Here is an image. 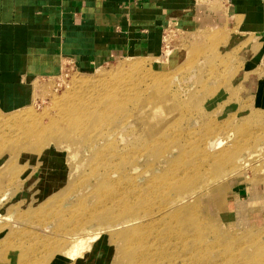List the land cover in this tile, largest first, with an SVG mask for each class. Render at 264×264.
Segmentation results:
<instances>
[{
	"label": "rangeland",
	"instance_id": "obj_1",
	"mask_svg": "<svg viewBox=\"0 0 264 264\" xmlns=\"http://www.w3.org/2000/svg\"><path fill=\"white\" fill-rule=\"evenodd\" d=\"M243 40L245 37L240 36L236 31H231L229 25L224 29L222 27L220 31H186L175 24H171L165 31H162L158 54L109 55L108 59L89 71L79 69L74 63L65 62L61 73L56 77L44 78L34 82L32 105L11 112L3 111L0 108V120L13 117L8 120L10 126H6V131H0V134L12 135L18 129V124L25 125L34 119L38 121V124L48 128L44 137H49L51 136L50 132L54 129L49 125L50 121L54 115L55 117L58 115L53 107L54 101L60 100L74 91L73 85L76 79L87 78L88 81L99 85L102 82L98 83L97 81L103 77L106 86L111 83L121 87V84H126L127 81L131 85L134 83L138 90L136 91L138 96L132 103H126V106L131 111L139 108V106L146 109L143 117L136 119L138 127L129 126L123 133L118 131L120 135L114 137H110L112 134L106 133V140L102 139L103 141L100 140V142L97 139L99 136L94 137V133L89 135L90 137L93 136L92 139L90 138L88 141L84 139L82 133L85 132H80L82 128L80 127L71 134L72 136H63L59 140H55L56 144L59 145L57 150L44 148L43 152L41 151L42 154H35L36 147H38L37 152L40 149L36 142L42 137L38 140L35 135V138L27 137L34 143V151L23 153V157L21 156L17 160L18 164L16 161L12 164V157H10L3 167L6 169V165L11 162L7 168L9 170L8 176H0V201L2 200L0 202V228H4L5 224L7 225L5 221L7 218L10 219L8 224L20 220L23 226L8 241L4 237L7 236V233L4 234L3 237L7 241L5 246L7 251H0V264H14L11 263L14 249L22 248L31 251L37 241L40 242L41 240L43 243V240H49L51 234L55 235L56 230H77L85 224L89 230L88 236L97 233L100 225L106 222L102 215L107 213L101 210L104 204L97 202L98 198L102 197L100 193L110 195L113 192L119 196L124 192L126 196V192L129 193L128 189L132 187L133 181L136 180L141 184L147 179L161 178L167 170L168 165L164 164L161 159L158 160L156 154H152L158 149V145L152 146L154 139H158L154 137L163 135L170 138L172 135L180 136L179 134H183L178 140L180 141L179 145H186L184 152H173L171 156H166V159L170 161L177 159L176 162L179 165L176 162L175 165L180 166V168L184 167V169L189 168L194 162L188 161V155L192 154L193 151L187 143L188 139H195L198 135H207L208 132H214L212 139L220 138L222 142H225L228 135H231V142H240L246 145V153L253 152L257 156L261 153L260 156L264 159V109H257L246 101L244 88L240 84V74L243 71L242 65L245 60L243 58L251 56L246 51L247 46L242 44ZM155 72H166L170 75L168 79L172 83H169V89H167L168 92L165 96L160 93H158L159 95L156 94V90L164 91L162 85L156 82L151 83L148 79L142 81L144 77L155 74ZM215 72L217 73L215 74ZM174 80L180 82L177 83ZM85 90H87L88 99L93 96L89 99L90 103L99 101V97L92 95L89 89H83V91ZM118 95L119 97L108 96L106 101L109 98L110 100L117 98L115 102L117 105L115 110L112 109L109 116L102 117V123L96 131L98 134L112 129L120 122L121 106L119 103H122V98L120 94ZM101 100V104L106 103L105 99L101 98ZM140 102L142 103L140 104ZM85 110L89 114L92 112L90 110L93 109L87 108ZM167 115H170L169 120H166ZM14 116L16 117L14 118ZM194 119L197 120L196 123H193ZM56 124H58V120L54 125ZM107 126L109 127L107 128ZM143 126L145 127L143 128ZM138 128L140 131L136 132ZM13 135V139L17 140L19 145L25 140L21 131L15 132ZM146 135L150 140L140 145V140L146 138ZM94 142L99 145L92 151L91 147H93ZM15 143L17 142L12 141L11 143L5 137L0 145H8L9 148H14L17 146ZM66 143L67 145H65ZM148 145L152 148L146 151L145 147ZM70 147L71 149H69ZM177 147L179 146L175 145L172 151L178 149ZM131 148H136V152L140 150L141 158H144L143 155H147L151 159L140 160L139 156L131 159V156H128L127 159L131 160L137 170L125 175L132 180L123 177L126 179L124 181L122 174H115V176L112 173L114 171V164H111L113 157L108 155L115 150L126 151ZM19 149L17 148V150ZM1 153L0 156L3 157L0 158V161L3 162L9 157V154L1 155ZM203 153L199 159V162L203 161L200 167L182 175L176 181L183 186L184 191L194 187L192 183L188 182L189 180L193 183L196 179H200L202 182L207 180L206 171L208 168L210 169L211 160L204 162L203 159L208 156L205 151ZM74 154L77 155L74 156L75 158L73 157ZM98 154L105 155L106 160L97 163L95 159L100 156ZM181 155L184 163L181 162ZM46 157H48L47 160ZM195 159L196 164L198 157ZM253 160L254 158L250 161L249 168L245 172L235 176L230 175V173L227 175L228 170L212 174L217 181L211 184L206 181L207 186L198 191L199 193H195L194 197H191L192 201L193 198L195 200L193 202L188 201L191 204L188 203L187 205H193L197 208L200 217L199 222L204 226L202 228L217 230L222 236L236 235L238 237V239L233 240L229 237H217L215 239L210 236L208 238L209 244L207 243L208 247L210 246L209 251L206 252V258H204L206 264H264V174L257 176L253 172ZM107 163L109 164L107 165ZM79 164L83 167H79ZM133 165L128 164V169L129 167L132 169ZM77 167L81 169L79 170ZM260 170L264 172V165ZM107 179H110L108 183H106ZM172 182L173 180H164L159 185L163 186ZM97 184L102 185L100 188L103 191L94 194ZM87 187L90 189L86 191ZM80 190L88 192L86 197L90 198L89 202H85L82 195H79ZM143 192L144 190L140 193ZM146 197L147 195L143 196L144 199ZM50 200L53 203L46 205ZM98 209L103 212H100L99 216H97L99 214ZM232 222L235 225L230 224ZM44 227L47 228L48 232L44 230ZM40 232H44V235H39ZM99 241H105L103 245L109 248V250L106 249V258L100 259L102 255L99 257L96 253L95 256H90V252H88L86 257L90 259L87 264H116L115 258L118 257L120 251L117 242L112 241L109 234L103 233L99 235V239L92 246L98 244ZM234 252L236 253L234 256H229ZM181 253H189V259L193 255V252L186 251L184 246L171 247L168 256ZM129 255L124 252L118 264H129ZM46 259V257L40 256L32 259L28 264H47Z\"/></svg>",
	"mask_w": 264,
	"mask_h": 264
},
{
	"label": "bare ground",
	"instance_id": "obj_2",
	"mask_svg": "<svg viewBox=\"0 0 264 264\" xmlns=\"http://www.w3.org/2000/svg\"><path fill=\"white\" fill-rule=\"evenodd\" d=\"M216 73L217 72H215V74ZM149 75L144 77L142 81H144L145 79H148L151 81V83L156 82L162 85L164 88V91L161 92L159 90H156V94L159 95L158 93H160L163 96H165V94L168 92L167 89H169L168 88L169 83H172V81H169L168 79V76L170 75L166 72H162V73L155 72V74H151L150 76ZM100 79H98L99 81H97L98 83L102 82L99 85H95V83L88 81L87 78L84 79L82 77V78L76 79L73 85L74 91L68 93L66 96L62 97L60 100L57 99L54 101L53 107L57 111L58 115L57 117H55L54 115V118L52 117L53 115L51 116L52 119L49 125L54 127V129L50 132L51 136L48 135L49 137H44L45 132H48V128H46L42 124H38L37 123L38 121L34 120L33 118H32L33 120H31L30 122H27L28 121L27 120L26 121L27 123L25 125L24 124L17 125L18 129H16L15 132L21 131L22 137L23 139H25L22 141L23 143H21V145L18 144L17 140L13 139V136H14L13 134L15 132L9 136L0 134V143L4 140L5 137H7L11 143L12 141L17 142L15 143L17 144V146L14 148H11V147L9 148L8 145L7 146L0 145V151L3 152V153L0 152L1 155L9 154V157L6 158V160H4L3 162L0 161L1 162L0 163V167H1L0 176H3V175L8 176L7 174L9 170H7V168L9 164L11 162L13 164L15 163V161L18 164L17 160H19V158L22 156L23 153H32L34 151L35 149L33 145L34 143L28 140L27 138L28 136H32L33 138L35 135L37 136V140L38 138L42 137V139H39V141L36 142L39 144L38 145L40 147L39 151L37 152L38 147H36L37 150L36 152H34L35 154L36 153L40 154L44 148L57 150L59 145L56 144L55 140H59L63 136L69 137L71 134H73L75 130L80 129V127H82L80 132L81 131L85 132L84 134L82 133L84 139L88 141L90 140V138L92 139L93 136L94 137L99 136L97 139L100 142V140L102 139L106 140V133H108V135L112 134L110 137H114L115 135H120L119 132L123 133L129 126H137L136 125L137 120L143 117V115L146 113V109L139 106V108L137 107L135 110L133 109V111H131L126 106V103H132L135 100V98L138 96L136 95L138 94V92H136L138 90L136 89L135 84L133 83L131 85V83L127 81L126 84H121L122 85L121 87H118L117 85H114V84L112 85L111 83H109L108 86H106L104 85V82H103L104 78L101 77ZM175 82H177V80ZM141 85H144V84H141ZM84 87L89 89L92 95H94L95 97H99L98 99L99 101L90 103L89 99H91L93 96L92 97L90 96L91 98L88 99V96H87L88 93L86 92L87 90L83 91V89H86ZM142 90L144 91V89ZM90 93L89 95H91ZM118 94H120V97L122 98L121 99L122 103L121 104L119 103V105L121 106V116L119 118L120 122L117 123L112 129L108 131L106 130L105 132L103 131L102 133L98 134L96 131H98L97 128L100 125V123H102V117L105 118L104 116H109V114L112 112V109L115 110L114 108L117 105L115 103L117 101V98H113L111 100L109 98L108 101L106 100L108 99V96L112 97L114 95V97H119ZM101 98L105 99L106 101L105 104H101L102 102ZM147 98H148V95H147ZM141 103L142 102H140V104ZM87 108L93 109V110H90L92 112L88 114V112H86L85 110ZM170 115H167L166 120H169ZM15 117L16 116H14V118ZM12 118H9V119H12ZM9 119L5 118V119L0 120V131H6V126H10L9 121H8ZM57 120H58V124L54 125ZM196 121L197 120L194 119L193 123H196ZM44 123L46 122L44 121ZM141 126L139 127L141 128ZM108 127L109 126H107V128ZM144 127L145 126H143V128ZM139 131L140 130L138 128L136 132H139ZM93 133L97 136L93 135L92 137H90L89 135ZM214 134H215L214 132H208L207 135H198L196 136L197 138L195 139L193 138L188 139L187 143L193 150L191 152L192 154L188 155V161L190 160L194 162L191 166H189V168H186V169H184V167L180 168V166L175 165V162L177 161V159H174L171 161L169 159H166V156H171L173 152H176V151L184 152L186 145L185 146L179 145L180 141L178 140L181 136H183V134H179L180 136L172 135L170 136V138H166V136H163V135L154 137L158 139L156 140L154 139L152 146L158 145V147L156 146L158 149L157 151H155V153H152V154H156V156H158L157 157L158 160L161 159V161L164 164L168 165L167 170L165 171L164 175L161 178L147 179L146 182H143L141 184L137 182L136 180L133 181L132 187L128 189L129 193L126 192V196L122 190L121 191L123 193L122 194L119 193L120 194L119 196H116L113 192L110 195H107L105 193H100V191H103L102 188H100L102 187V185L97 184V186H95L96 190L94 189L95 190L94 194H98L97 192H99L102 195L100 199L98 198L97 202L99 204L103 203L104 206L101 210L103 212H107L102 215L104 216L106 222L103 225H100V227L98 228L99 232L97 231V233H95L94 235L92 234V236H88L89 230L87 229L88 227L85 224L82 225L81 229L77 228V230H70V231L56 230L57 232H55V235L51 234V236L49 237V240H43V243H41V240L40 242L37 241V244L33 245V248L31 249V251L24 250L22 248L14 249L11 263L28 264L31 262L32 259L39 258L40 256L41 257L44 256L47 258L46 259L47 261H45L47 264H77L76 262L87 264V262L90 259L89 257H86L88 252H90V256H95V253H96L97 256L99 257L102 255L100 259L103 257L106 258V253H107L106 249L109 250V248H106V246L103 245L105 241L103 242L99 241L98 244H95L94 246H92V244L99 239V235L105 233L107 235L108 234L110 235L112 241L114 240L117 242L118 250L120 248V251L118 252V257L115 258L116 264H118L120 257L122 256L124 252L126 254H130L129 264H206L204 258H206L205 256L206 252L209 251L208 248L210 246L208 247L207 243L209 244L208 238L210 236H213L215 239L217 237L218 238L229 237L233 240L238 239V237L236 235L235 236H222L220 232H218L217 230L202 228L203 225H201L202 223L199 222L200 217L198 215L197 208L193 207V205L191 206L187 205L189 203L188 201L192 199L191 197H194L195 193H197L198 191L202 190L204 187L207 186L206 181L208 184H211L214 181L215 182L217 181L215 180L212 174H217L220 171L228 170L226 172L227 175L228 173H230V175L235 176L237 174L245 172L246 169L249 168V163L253 158H254L252 162V165L254 167L252 168L253 172H255L257 176L259 175L261 176L262 174H264V172L260 170V168H263V165H264V159L263 157L260 156L261 155L260 152H259L260 155L258 156L253 152L246 153L245 152L247 151V149H245L246 145L240 142H235V143L231 142L230 141L231 135H228V138L225 140V142H222L220 138L212 139ZM149 140L150 139L148 138V135H146V138H142L140 140V145H142L143 143ZM79 144L78 146H80ZM165 144L166 146H164ZM61 145H64V144L61 143ZM65 145H67V143ZM98 145L99 144L97 142H94L93 147H91L92 151L95 150ZM175 145H178L179 147H177L178 149L172 151ZM152 146L148 145L147 147H145L147 149L146 151L152 148ZM68 147H69V144H68ZM200 147L202 148L203 151L206 152V155L208 156L203 159L205 160L204 162H210L211 160L210 169L208 168V170L206 171V175L208 178L205 182H202V180L200 179H196L194 180V183H193V181L189 180L188 182L192 183L194 187L188 191L187 190L184 191L183 186L179 183H176V181L179 180L182 175L186 173H190L191 170H195L196 168L200 167L203 161L199 162V159L204 154ZM17 148H20V149L17 150ZM65 148L67 147L65 146ZM69 149H71V147ZM137 149L131 148L126 151H120V150L116 151L115 150L108 155V156L113 157L111 164L112 165L114 164L113 166L114 171L112 172L114 173V175L122 174L121 175L122 180L124 181L126 179H123V177L127 179H131L129 177H126L125 175H129L130 172L136 171L137 168L133 165L131 160L127 159L128 156H131V159L139 156L140 160L144 158H150V156H147V155L146 156L143 155L144 158H141L142 157L140 156L141 152L140 150L136 152ZM60 150L62 149L60 148ZM18 151H19V154H18ZM167 153L168 155H166ZM76 154H74L73 157L74 156L76 157L77 156ZM98 155L100 156L97 159H95L97 163L103 162L106 160L105 155L104 156L101 154H98ZM2 157L0 156V158ZM10 157H12V161L9 164H7L6 169H4L3 167L6 161ZM48 157H46V160ZM180 157L182 159L181 162L184 163L182 155ZM196 157H198V160L195 164ZM109 163H107V165ZM128 164H131L134 167L132 169H130L129 167L130 169L129 170L127 167ZM78 166L80 167L82 165L79 164ZM78 169L80 170L81 168H78ZM108 180L110 179H107L106 183H108ZM164 180H173V182L164 184L163 186L159 185V183ZM89 189L90 188L87 187L86 191ZM142 190H144V192L140 193ZM87 193L88 192H85V190L84 192L81 191L79 193V195H82L83 200H85V202H89L90 200L89 197H86ZM146 195L147 197L144 199L143 196H146ZM93 197H91V199H93ZM194 200L195 199L193 198V201ZM51 203L53 202H51L50 200V202H47L46 205H51ZM108 204L111 206H109ZM105 209L106 211H104ZM99 210L100 209H98L99 214L97 216H99L100 212H102ZM9 220L10 219L8 218L5 219V221L7 222V225L5 224L4 228H0V251L6 250L5 246H6L7 241L10 238H12L16 234V232H18V230L21 229V227H23L20 220H15L13 221V223L11 222V224H8ZM230 224L235 225V223L233 224V222ZM44 230L46 231L47 228L44 227ZM6 233H7V236H4V234ZM39 235L43 236L44 232H40ZM3 236L7 239V241ZM184 246H185L186 251L193 252V255L190 259H189V253H181L177 255L168 256L171 247L179 248V247H184ZM235 254L236 253L234 252L232 255H229V256H234ZM185 260H188V261H185ZM232 264H240V263H232Z\"/></svg>",
	"mask_w": 264,
	"mask_h": 264
},
{
	"label": "crops",
	"instance_id": "obj_3",
	"mask_svg": "<svg viewBox=\"0 0 264 264\" xmlns=\"http://www.w3.org/2000/svg\"><path fill=\"white\" fill-rule=\"evenodd\" d=\"M220 31L245 37L240 84L264 109V0H0V108L33 103L35 81L65 62L84 71L109 55L158 54L162 31Z\"/></svg>",
	"mask_w": 264,
	"mask_h": 264
}]
</instances>
